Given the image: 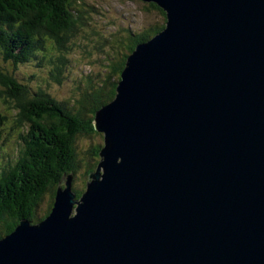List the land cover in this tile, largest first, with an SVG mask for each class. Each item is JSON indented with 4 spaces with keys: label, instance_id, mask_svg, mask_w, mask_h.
<instances>
[{
    "label": "water",
    "instance_id": "water-1",
    "mask_svg": "<svg viewBox=\"0 0 264 264\" xmlns=\"http://www.w3.org/2000/svg\"><path fill=\"white\" fill-rule=\"evenodd\" d=\"M138 1L166 27L96 112V172L76 200L63 177L0 264H264V0Z\"/></svg>",
    "mask_w": 264,
    "mask_h": 264
},
{
    "label": "trees",
    "instance_id": "trees-1",
    "mask_svg": "<svg viewBox=\"0 0 264 264\" xmlns=\"http://www.w3.org/2000/svg\"><path fill=\"white\" fill-rule=\"evenodd\" d=\"M85 4L84 0H0V100L7 103L8 111H17L12 128L7 125L8 112H0V141L13 138L10 130L18 132L20 146L15 160L0 166V239L21 220L34 224L45 219L63 177L71 174L77 197L83 196L105 145L104 134L94 127L96 112L115 98L117 83L137 45L166 27V13L150 3L164 24L154 22L142 31L126 28L104 36L88 15L99 11ZM105 45L109 53L103 50ZM40 54L41 65L48 59L52 64L46 81L54 87H62V80L71 79L67 70L85 61L98 74L97 85L89 72L81 71L72 77L77 92L72 102L31 90L17 80L16 69Z\"/></svg>",
    "mask_w": 264,
    "mask_h": 264
},
{
    "label": "rangeland",
    "instance_id": "rangeland-1",
    "mask_svg": "<svg viewBox=\"0 0 264 264\" xmlns=\"http://www.w3.org/2000/svg\"><path fill=\"white\" fill-rule=\"evenodd\" d=\"M86 8L88 5H92L97 8L99 11V14L92 15L91 13H88L89 17L91 16L93 18V24H95V28L98 32L101 34H104V36L110 37V35H115L119 32H117L119 29H130L132 31H142L145 27L151 26L154 24V22H159V24H163L164 21H162L163 16L160 12L155 10L154 8L150 7V3L147 2H139L138 0H84ZM85 5L83 8H85ZM89 10V9H87ZM92 30V29H91ZM90 30V31H91ZM139 45V44H138ZM103 50H107L108 53L110 49L108 46H104ZM44 56L40 54L37 59L31 60L27 63H24L23 65L20 64V67L18 68V71L16 73L17 80L29 86L31 90L38 91L41 89V95H46L47 93L53 98H57V100L61 102L65 101H74V96L77 93L75 92V85L72 84V77L79 76V73L81 71L89 72L87 75H89L90 79H93L92 82L97 85V81L99 80L98 74L94 72L92 68H90V64H87L88 62L85 61L84 63H78V65H74L73 69L65 73V75H69L71 79H66V82L62 80L61 84L62 87L56 86L54 87L53 84L46 81L47 73L48 71L53 69L52 64L51 67L49 66L50 61L49 59L46 61L45 65H41L40 61L42 60ZM95 60H98V58H94ZM1 62V61H0ZM80 65V66H79ZM99 64L96 65V68ZM91 69V70H90ZM93 76V77H92ZM69 78V77H68ZM66 84V85H65ZM43 86V87H42ZM74 86V88H73ZM73 88V89H72ZM74 94V96H72ZM77 96V95H76ZM75 96V97H76ZM7 103H4L3 100H0V112H8V115L10 119L8 120V128H12L16 124L13 121L17 120V111L14 109H11L8 111L6 108ZM75 105V104H74ZM8 132H12V139H5L3 140V144H0V166L6 165L9 160H15L17 156V150L20 148L18 141V132H13L10 130H7ZM5 137V136H4ZM2 141V140H1ZM0 141V142H1ZM2 143V142H1ZM82 146L87 144L86 140L81 141ZM89 144V142H88ZM3 146L5 148H3ZM7 155H10L12 159H7ZM72 177L71 174L68 175V179ZM71 192L74 195V199H78L77 194L75 193L74 189L75 186L73 184V179H71ZM69 200V199H68ZM43 209V208H42ZM28 221L27 219H24ZM30 222V221H28ZM40 222V221H39ZM39 222L34 223L37 224ZM31 223V222H30ZM33 226V223H31Z\"/></svg>",
    "mask_w": 264,
    "mask_h": 264
},
{
    "label": "bare ground",
    "instance_id": "bare-ground-1",
    "mask_svg": "<svg viewBox=\"0 0 264 264\" xmlns=\"http://www.w3.org/2000/svg\"><path fill=\"white\" fill-rule=\"evenodd\" d=\"M1 239H2V238H1ZM1 239H0V240H1Z\"/></svg>",
    "mask_w": 264,
    "mask_h": 264
}]
</instances>
